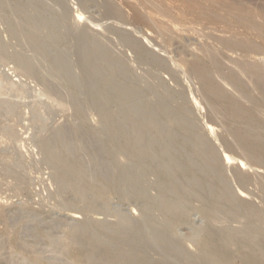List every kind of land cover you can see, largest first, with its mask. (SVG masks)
Segmentation results:
<instances>
[{
    "label": "bare ground",
    "instance_id": "1",
    "mask_svg": "<svg viewBox=\"0 0 264 264\" xmlns=\"http://www.w3.org/2000/svg\"><path fill=\"white\" fill-rule=\"evenodd\" d=\"M52 1L57 3L58 7L64 2L63 0H51V2ZM79 1L81 0H78V2ZM107 1L109 2L111 0ZM182 1L186 4L187 8L195 13L194 16H197V18L209 22L219 21L227 24L228 17L233 16L234 19H237L238 25H240L239 23H243L245 25L242 24V26L263 30V32H261L264 36V12L262 16L257 15L252 12V9H249L250 7H248L247 4L242 3L243 1L226 0L218 4L215 0H207L210 4L209 8H203L206 6L202 7V2L200 0ZM249 1L252 3V0ZM78 4L80 5V3ZM82 4H87L89 8V4L86 1H83ZM111 4H113V1ZM73 5L74 7L72 6V9L75 13L77 12L76 20L81 21L82 13L78 7L79 5L77 6L74 2ZM151 5L150 7L153 10V14L157 13V15L159 14L162 17H169V19H171L168 8L166 9L161 3H152ZM204 5L206 4L204 3ZM137 7H133L137 18L144 24L150 26L152 23L150 24V19L147 17L146 13H143V11L141 12ZM66 8L69 9V7ZM58 9L56 5L54 8L53 6H49L45 0H0V22L4 28L3 31L0 29V57L14 64L16 67L15 69L18 70V73H20L23 78L25 77L27 80L28 78H34L38 80L40 82L39 85H44L47 93L53 94L54 97H57L60 101H64V103L66 102V105L67 103L72 104V107L75 105L76 108L74 107V109L76 110L74 114L76 113L75 116L77 118H74L75 116L73 115V119H78L79 113H83V110L86 109H88L91 115L97 116L101 123V131L105 137L103 141L104 150L101 148L102 146L97 145L93 141V137L88 133L84 131L80 132V124L77 123L73 125L75 121H72L73 124L71 123V126H64V128L59 127L53 129V131H51L52 133L48 132L49 135L51 133L50 136L48 135L49 137L47 136L48 138H38L36 141L38 142L36 143L37 147L35 148L39 147L42 152L43 164L45 163L54 170L52 176L57 186V194L60 196L61 194H66L67 200L76 203L74 206H68L65 210L87 219H89V216L92 214L103 215L105 218L116 217L122 225L121 227H114L107 222H74L75 225L71 224L73 225L71 228H73L70 229L72 233H69L68 237L60 238V236H58V238H56L54 236L51 238L48 235L51 238L48 243L57 244L56 246H58V243H63V241L66 240L69 241V244L79 245L80 249L77 250L76 254L80 255V257L78 256V260L80 261L74 264H151L150 262L153 260L152 257L150 260L147 258L148 256L144 255L146 259L142 256V254H145L144 252L149 249H153L156 252L160 251L164 256L169 258V261L174 259V261L177 260L178 263L185 261L186 264H235L236 252L246 251L247 254H244L240 258L243 264H264V231L262 230L264 227V216H261L262 208L260 212V208H256L255 206L256 203L254 204L251 200L248 203V197L247 200L244 199L246 201H241V198H238L239 196L236 197L234 189L237 188H234V183L231 184L229 182L230 180L228 176H226V170L222 165V152L215 146L218 142L215 138L217 143L214 144L212 140L207 139L209 137H207L206 134L205 136L207 138H204L199 132L200 122L197 120V113H194L195 110L189 112V116H187L185 112L184 114L181 113L174 106L176 99L179 97L187 103V94L167 91L160 93L153 83H147L143 87L140 78L133 74L132 68L125 61L123 56L114 54L113 51L109 49L110 47L94 37V35L85 34L83 30L79 31L80 29H78L79 32L73 30V28L70 29L68 24H66V20L68 19L64 15V12L58 11ZM116 9H118V7ZM111 10L114 9L111 8ZM117 11L119 13V10ZM68 12H70V9ZM80 21H78V23ZM66 25L68 29H66ZM4 33H7L10 39L16 40V45L12 53L9 52V46L3 41L4 38L2 35ZM175 34H177V32L174 33V35ZM71 35L72 37H70ZM119 35L122 37L120 41L121 44L125 49H130L134 53L133 55L136 57L139 64H145L143 61H146L147 58L151 60L150 63L152 66L159 68L161 71L168 70L169 67H167L161 57L148 52L149 50H147L146 46H144L142 42L132 38L130 33L123 32V34L120 33ZM73 36H77V43L75 41L76 47L74 46L77 54L75 53L76 51L72 54L78 57L76 63L71 60L69 56L70 48H68V41L71 40L69 38H73ZM173 36L171 33L170 37L172 38ZM212 47L213 46H209L208 48L206 47L204 51L202 50V56L208 58L211 63L210 68L203 67L205 64L202 65L196 62L194 68L196 72H204L202 77L198 74L199 72L197 74L203 79L204 85L205 83L207 84V90L209 88V90L215 94V100L218 98V101L221 100V102L225 103L227 106L238 104L234 112L226 109L228 110V116L224 114L226 119L223 120L225 122L235 121L234 125H237L236 128H238V124H253L249 116L250 113L241 107L245 102H249L252 105L251 113L254 116L260 117V121L256 126L258 129H260V126L264 128V67L257 63L249 62L250 59L248 58L226 60L225 58L218 57V53L216 54V51ZM235 48L242 49V52H245L243 54L254 53L261 56L264 54V51L257 48H250V46H246L243 43H236L232 45L229 50H234ZM71 49H73V47ZM201 58H199L198 61H200ZM207 65L209 64H206V66ZM75 69H79L81 78L76 76L78 73L74 71ZM38 81H36V83ZM102 87L107 88V91L104 92ZM66 88L68 90H66ZM205 90L203 92H205ZM49 94L48 96L51 97ZM153 94H157L156 99H159L160 103H155L150 100L149 97ZM205 96L207 97L206 94ZM21 119L23 120V118ZM197 121L199 122L198 124ZM8 124H10V121ZM169 124H172V128L169 127ZM235 131L237 133V130ZM257 131L259 132V130ZM239 133H241V131ZM116 134L121 137L120 142H118ZM242 136L244 137L245 135L242 134ZM240 139L241 138H239V140ZM261 139L263 138L261 137ZM255 141L252 142L251 140L252 145ZM246 142L244 144H246ZM221 143L219 142L218 144L221 145ZM260 146L263 145L260 144ZM220 149H222V147ZM255 150L256 149H254V151L252 150V152H255ZM249 151L251 152L250 149ZM250 152L248 154L246 153L248 157L247 162L239 158L236 161H240L243 167H246L248 170L259 169V172L263 170V173L264 159L256 157L254 154L253 156ZM242 153L244 154V152ZM240 157L242 158V155ZM119 159L127 161L128 166L122 165ZM2 161L3 160H1V162ZM74 161L79 163L78 168L80 169H76L75 171L69 170L68 165ZM226 167L229 171L228 173H230V178L232 177L237 187L239 186L238 189L241 193H246L247 187L255 184L258 178V175L243 176L229 169L227 164ZM3 169L5 170V168ZM263 174L262 177H264ZM149 176L156 177L158 182L151 184L149 188H145L143 183ZM239 181L240 184L238 185ZM262 182H264V180ZM153 190L158 193V196L155 198L151 197V191ZM249 195L252 197L251 194ZM111 196L137 208L138 211L141 212L144 220L142 222H135L131 218L108 208L107 205L110 203ZM83 202L91 209H89V207H83L84 205L80 207ZM195 202L203 205L200 211L197 210L198 212L207 215L214 222L221 224L219 228L216 226L213 227L212 221L211 225L206 224L203 228L193 229L191 230V234L188 235L190 239L199 238L197 241H195V239L192 240L194 246L204 252L205 256L203 257L191 256L189 255L190 253L188 254V251L186 253L182 242H180L181 239L174 240L169 234L179 231L187 224L186 209L193 208L195 210L196 208L193 206ZM261 203L264 205L262 200ZM15 209L16 213L11 209L14 211L15 217L10 220L8 218L10 211L7 208L0 207V221H3V225L10 220L6 225L5 232H7V229L9 230L10 227H15L11 232L12 234L10 235V240L8 239L9 241H2V238L1 247L3 249H10L12 245L14 249L15 245L14 251L16 249L21 253L26 251V249H24L26 246L23 248L20 245L22 241L17 244L18 247L16 244L13 243L11 245L10 243L12 241L15 243L19 242L20 239L24 240L22 235H20L21 238L19 237V233H23V231L21 230V232H18L16 229L17 227H23L25 228L24 231L28 230V233L35 235V233L42 228H53V226L54 228H58L62 224L55 219L54 221L52 219L53 222L51 220L47 221L49 217H44L42 211L27 210L28 208L21 210L19 207ZM239 215H242L245 219L252 218L254 222L250 221L244 225V228L242 226V229H240L241 226L239 229L227 226L222 227V223H224L226 218L232 217L234 220V218H240ZM249 215L251 217H249ZM253 215L255 218H253ZM158 216L162 217V222L158 221ZM227 222L229 221L227 220ZM227 222L225 221V223ZM229 223L233 224L234 222ZM3 235L4 234H2V237H5V235ZM63 235L65 236V234ZM43 236H45V233ZM43 236H39L41 242V237ZM201 236H205L206 241L205 239L201 240ZM38 238L37 240H39ZM45 238L47 240L48 237L46 236ZM50 238H48V240ZM27 244L28 243L24 245ZM218 245L224 246V249L218 252L215 247ZM33 247L32 245V248L29 249H33ZM61 247L59 249H57V247L55 248L57 249V257L60 259L64 256L67 257L66 253L69 250H65ZM136 247H140L142 248L141 250H144V252L141 251L143 252L141 254L142 257L138 254L140 252L138 249L140 248L137 249L139 251L137 253ZM133 248L135 250L134 252L132 251ZM18 250L15 252L19 253ZM9 251L13 250L10 249L7 252L9 253ZM19 254L16 255L19 256ZM31 254H33L31 258L29 256L31 264L43 263H41V257L39 258L38 254V256L34 252ZM76 254L75 257L73 255V258H77ZM10 256L16 259L15 256ZM11 257L9 258L11 259ZM22 257L25 258V256ZM67 259H69V257ZM2 260L5 261L4 259ZM54 260L56 262L54 264H73L71 262L69 263V260L63 262V259L60 260L62 262L58 261V263L56 257Z\"/></svg>",
    "mask_w": 264,
    "mask_h": 264
},
{
    "label": "rangeland",
    "instance_id": "2",
    "mask_svg": "<svg viewBox=\"0 0 264 264\" xmlns=\"http://www.w3.org/2000/svg\"><path fill=\"white\" fill-rule=\"evenodd\" d=\"M27 1H29V0H27ZM49 1H50V3H49ZM63 1L64 2H62L58 7L57 3H55L54 1H52L53 2V4H52L51 0H45V2H47L49 4V6H51V7L53 6V8L55 7V5H56L57 9L61 7L60 9H58V11L64 12V15L68 19V20H66V24H68V27L70 29L73 28V30H77V31H78V29H80L79 31L83 30L85 34L94 35V37H96L100 41L104 42L106 46L110 47L109 49L111 51H113L114 54L119 55V56H123L125 61L132 68L133 74L140 78V81L142 82L143 87L147 83H153L157 87L158 92H160V93L167 91V92H172V93H179V94L186 93L187 94V95L185 94L188 97L187 103H185L184 100L179 97L176 99L174 106L181 113L184 114V112H185V115L187 114V116H189V112L195 110L194 113L195 114L197 113V115H198L197 120L200 122L199 123L197 121V124L199 123V125H200L199 126L200 127L199 132L202 134V136L204 138L209 137L207 139L212 140L214 144H216L217 142L223 143V144L221 143V145L217 143V145H215V146H216V148H219V150H221L220 152H222L221 153L222 158H223L222 165L226 170V176H228V178L230 180V181L229 180L228 181L231 184L234 183L233 184L234 188H237V189H234L236 197L239 196L238 198L239 199L241 198V201H243L244 199L247 200L249 198L247 200V202L249 203V201L251 200V202L253 201L254 204L256 203V205H255L256 208L259 207L260 212H261V208H262V212H261L262 215L261 216H264L263 215L264 214V208H263L264 205L261 203V200L264 202V200H263V198H264L263 197L264 196V184L263 183L264 182H262L264 180V177H262V174L264 173V172L262 173L263 170H260V172H259V169L258 170L257 169L248 170L246 167H243V165L240 163V161H236L239 158V159L247 162V160H248L247 154L250 152L249 149L251 150L250 154H252V155L254 154V155H256V157L264 159V153H261V152H264V144H263L264 143V128L263 127L261 128V126H260V129H258V127L256 126V124L260 121V117L254 116L251 113L252 105L249 102H245L244 105H242L241 107L250 113L249 116L251 118V123H253V124H248V125L247 124H241V125L238 124V128H236L237 125L236 126L234 125L235 121H228V122L226 121L225 122L224 120L226 118L224 116L225 115L228 116V114H227L228 110L234 112L235 108H237L238 104L237 105L233 104L231 106H227L225 103L221 102V100L218 101V98H216V100H215V94L211 90H209V88L207 90V84L205 83V85H204L203 79L200 78V77H202V75H204L203 74L204 72L201 73L198 71L199 72L198 73V72H196V70L194 68V65L196 63H198V64L200 63L202 65L205 64V66H203V67L210 68L211 63H210L209 59L202 56V52L206 49V47L208 48L209 46L210 47L213 46L212 48L216 51V54L218 53L217 54L218 57L225 58L226 60H229V59L230 60L231 59L237 60L240 58H248V59H250L249 62H254V63H257L258 65L264 67V54H262L263 56L256 55L254 53L243 54L245 52H242V49L240 50V48L239 49L235 48L236 51H235V49L229 50V48H231L232 45H235L236 43L237 44L243 43L246 46H250V48H257L261 51H264V36L262 35L263 30H259V29L256 30L255 28L242 26L243 23H239L240 25H238L237 21H236L237 19L236 18L234 19L233 16H231L233 18L228 17L227 24L219 22V21L209 22L207 20L197 18V16H194L195 13L192 10H190L189 8H187L186 4L182 0H111L109 2L107 0H89L90 3L88 0H81L82 2L86 1L89 4V8H88L87 4L86 5L82 4V2L81 1L78 2V0H63ZM65 1L66 2L68 1L67 3H69V4H67ZM112 1H113V4H111ZM155 1H157V2H155ZM200 1L202 2V7L206 6L203 8H207V7L209 8L210 7V4L207 0H200ZM215 1H217L218 4H219V2L221 4L222 1L224 2L226 0H215ZM73 2L77 6L79 5L78 3H80V5L82 4L81 6L80 5L78 6L81 13H82V19L83 20L81 19V21L76 20V17H77L76 13L77 12L75 13V11L72 9L74 7ZM158 2L161 3V5H163L166 9L168 8L169 13L171 15V17H170L171 19H169V17H162L159 14L157 15V13L153 14V10L151 9L150 5L152 3H158ZM206 2H208V3H206ZM238 2H242V3L247 4L248 7H250L249 9H252V12L256 13L259 16H262V14L264 12V0H255V1L252 0V3L249 0H238ZM204 3L206 5H204ZM249 3H251V4H249ZM97 5H99V6H97ZM116 6L118 7V9H116L117 8ZM66 7H69L70 12H68L69 9H67ZM113 7H115V8H113ZM133 7H135V8L137 7V9H139L141 12L143 11V13H146L147 17L150 19V24L151 23L152 24L150 26H148V25L144 24L143 22H141V20L138 19L137 16L135 15ZM111 8L114 10H111ZM63 10H65V11H63ZM117 10H119V13ZM148 12H150V13H148ZM68 15H69V18H68ZM114 16H117V17H114ZM157 16H160V17H157ZM155 19L157 22L155 21ZM78 21H80V22L78 23ZM171 23H173V24H171ZM80 24H81V27H80ZM164 24H166V25H164ZM243 25H245V24H243ZM76 26H77V28H76ZM74 28H76V29H74ZM0 29L2 31L4 30L1 22H0ZM66 29H68L67 25H66ZM123 32L130 33L132 35V38H135V40L142 42L144 44V46H146L147 50H149L148 52L154 53V55L161 57L163 59V61L165 62V64L167 65V67H169L168 68L169 72H168V70L167 71H161L159 68L152 66L150 63L151 60L147 59V58H146L147 63L144 60L143 63H145V64H142V65L139 64L137 62L136 57L133 55L134 53L130 49H125V47L121 44L120 41L122 40V37L119 34L120 33L123 34ZM176 32H177V34L174 35V33H176ZM171 33H172V36L174 35L172 38L170 37ZM257 33H260V34H257ZM7 35H8L7 33H4L2 35V37L4 38L3 41H5V43L9 46V52L12 53L14 50V46L16 45V40L10 39L9 36H7ZM70 37H72V35ZM76 37L77 36H73V38H69V39H71V40L73 39V40L72 41L69 40L70 42L68 41V46H69L68 48H70L69 56L71 57V60L75 63L77 62L76 60L78 57H76L72 54H74V52L76 51V48H75L76 47L75 41L77 43ZM170 39H172V40H170ZM72 47H73V49H71ZM75 53L77 54V51ZM219 54H221V55H219ZM201 56H202V58H201ZM199 58H201L200 61H198ZM202 59H203L204 63L202 62ZM8 62H9V64H8ZM10 63H11L10 61H8V60L5 61L4 58L0 57V124H1L0 125V130H1L0 131V158H1V160H3L2 162L0 160V207L7 208L10 211L8 214L9 215L8 218L10 220H12L13 217H15V213H16L15 208L19 207L21 210H25L28 208L27 210L32 209L35 211H42L44 214V217L45 216L49 217L47 221H50V220L52 221V219L54 221V219H55V220L60 221V223H62V224L58 228H54V226H53L54 229L52 227L51 228H44V229L42 228L43 230L40 229L41 230V231L39 230L40 232L38 230H36V231H38L37 232L38 234L35 233V235H31V233H28V230L24 231L25 228H23V227H21V228L17 227L16 229L18 230V232H21V230L23 231V233L22 232L19 233V237L21 238L20 235H22V238L24 237L23 239L24 240L26 239V240L24 241V240L19 238L20 239L19 242L15 243L14 241H12L10 243H11V245L13 243L17 245L21 241L22 242L24 241L25 243L21 242L20 245L23 248L26 246L24 248V249H26V251H23L21 253L18 249H16L19 251L20 254L16 253L17 251L16 250H15L16 252L14 251L15 245H14V249L12 248L13 247V245H12V247H10V249H12L13 251H9V253H10V255L15 256L16 257V259H15L14 257H11L9 255V253L7 252L8 250H10L9 248L3 249L1 247L2 241H6L9 238H11L10 237V235L12 234L11 232L13 231V229H15V227L14 226L10 227L9 230L7 229V232H5L6 231L5 229L7 227L6 225L10 220L8 222L4 221L5 226L3 225V221L1 220L0 221V241L2 240V238H3V240L0 242V248L2 249V250L0 249V264H3V262H4V264L5 263L6 264H27V263L31 264L30 258H31V255H33L31 253H33V252L36 255L38 254L39 258L41 257L40 259H41V263L43 262L42 264H54V263H56L54 260L55 257H56L57 262L63 259L62 260L63 262L66 260H69V263L70 262L73 264L78 263V261H80V260H78L80 255L76 254V253H77V250L80 249L79 245H72V244H69V241L64 240L63 243L62 242L58 243L59 245L56 246L57 244H49L48 243L51 240V238L54 236L56 238H58V236H60V238L68 237L69 233H72V231L70 229L73 228V227L71 228V226H73V225H71V224L75 225L76 222L77 223L86 222V221H91L93 223L107 222L114 227H121L122 223L116 217L115 218L114 217L105 218L103 215L92 214L89 216V219H87L85 217H82V216H79L76 214L74 215V213L71 211L65 210L68 206H74V204H76V203L73 201L67 200L66 194H61V196L57 194V186L54 183L53 176H52L54 173V170L50 166L46 165L45 163L43 164V162H42L43 161V159H42L43 154L40 151L39 147L38 148H35V147H37L36 143H38V142H36V141L38 138L42 139V137H43L45 139L49 135L48 132H51V131H53V129H57L59 127L64 128V126L65 127L71 126V123L73 124L74 121L75 122L73 125H75L77 123L80 124L81 120H79V119L87 120L88 125L90 126V127L89 126L88 127L87 126H83V127L80 126V132H83V129L86 132H89L88 129L91 128V130L89 129L90 134L92 136H94V138L96 137L97 139H99L100 141L103 142L105 137L103 135V132L101 131L102 130L101 123H100L99 119L97 118V116L91 115L89 113L88 109L83 110V113H79L78 119H73V115L75 116V114H76V113L74 114V112L76 110V109H74L75 105L72 107L71 106L72 104L67 103V105L70 106L69 107L65 104L66 102L64 103V101H60L57 97H54L53 94L51 95V94L47 93L44 85L43 84L39 85L40 82L38 80H36L34 78L33 79L28 78V80L25 77L23 78V76L20 75V73H18V70L15 69L16 68L15 65L12 63L10 64ZM189 63H191V64H189ZM206 64H209V65L206 66ZM74 65H76V64H74ZM76 68H77V66H76ZM193 68H194V70H193ZM15 70H17V71H15ZM14 71L17 73V75ZM74 71L79 74V69H75ZM197 73L200 75V77ZM78 74L76 76L81 78V75L80 74L78 75ZM25 80H26V82H25ZM36 81H38L37 82L38 84L36 83ZM248 82H249V80H248ZM41 86H43V87H41ZM102 88H103L104 92L107 91V88H105V87H102ZM66 90H68V89L66 88ZM204 90H205V92H203ZM48 94L51 95V97H49ZM205 94L207 95V97L205 96ZM156 96H157V94H153V95H150L149 98L151 101H153L155 103H160V100L156 99ZM209 98H211V99H209ZM215 105L219 109H217ZM182 109H183V111H182ZM186 109H188V110H186ZM221 109H222V111H221ZM226 109H228V110H226ZM217 110H219V111H217ZM224 110H225V113H224ZM21 118H23V120ZM74 118H77V117L75 116ZM8 120L10 121V124H12V125L8 124L9 123ZM232 122H233V124H232ZM224 123H226V124H224ZM31 125H32V127H31ZM8 127H10V128H8ZM169 127L172 128V124H169ZM201 129H203V130H201ZM235 130H237L238 134L236 133ZM257 130H259V132ZM240 131H241V133H239ZM203 132H204V134H203ZM247 132H250V133H247ZM251 132H253V133H251ZM26 133L27 134L29 133V134L27 135ZM51 133H50V135H51ZM19 134H20V136H19ZM205 134L207 137L205 136ZM242 134L245 136L243 137ZM257 136H258V138H257ZM33 137H34V139H33ZM261 137L263 139H261ZM213 138H214V140H213ZM215 138H216L217 142H216ZM239 138H241V139L239 140ZM248 139H250V140H248ZM251 140H252V142L256 140L255 143H253V145H252ZM257 140H259V141H257ZM32 141H33V143H32ZM244 141L245 142L247 141L248 143L249 142L250 143L248 144L246 142V144H244L245 143ZM258 143H259V145H258ZM255 144H257V145H255ZM260 144L263 146H260ZM219 145H220V147H219ZM241 145H244V146H241ZM258 146H259V148H258ZM31 147H32V149H31ZM221 147H222V149H220ZM247 148H249V149H247ZM251 148H253V149H251ZM254 149H256L255 152H252V150L254 151ZM242 152H244V154ZM18 153L21 155H19ZM256 153H259V154H256ZM241 155H242V158L240 157ZM243 155H245V156H243ZM16 158H18V159H16ZM7 159H8V161H7ZM18 161H20V162H18ZM119 161L122 165L128 166L127 161H125L124 159H119ZM10 164H11V166H10ZM21 164H23V165H21ZM226 164H227V166H229L228 167L229 169L236 171L243 176L258 175L257 179L259 181L256 179L255 184L249 185L247 187L246 193H241V191L238 189L239 186L237 187V184L234 182V180H232L233 178L232 177L230 178V175H229L230 173H228L229 171H228V169H226L227 168ZM3 168H5V170ZM11 174H13V175H11ZM233 175H235V174H233ZM263 176H264V174H263ZM235 178H236V176H235ZM240 181H239L238 185L240 184ZM157 182H158V180L156 177L149 176V177H147V179L143 183V186L145 188H149L151 184H154ZM257 183H259V184H257ZM260 183H261V185H260ZM261 186H262V188H261ZM13 188H15V189H13ZM249 194H251L252 197ZM63 195H66V196H63ZM157 196H158L157 191H155V190L151 191V197L152 198H155ZM246 200H244V201H246ZM86 205L87 204H85V202H83V204H81L80 207H82V206L85 208L89 207L88 205L87 206ZM107 206H108V208L112 209L114 212H118L119 214H122L126 217H129L135 222H142L144 220V218L141 215V212L138 211L137 208H134L133 206L121 201L120 199H118L114 196L110 197V203ZM193 206L198 211H200L201 208L203 207V205L198 203V202H195V204ZM11 209H13L15 211V213ZM89 209H91V208L89 207ZM188 216H189V222L185 226H183L179 231L174 232V233H169V234L174 238V240L175 239H177V240L181 239L182 240V241L180 240V242H182V245H183L186 253L188 251V254L190 253L189 255H191V256L203 257V256H205L204 252H202L197 247H195L194 242H193L194 239H195V241H197L199 238H192L193 239L192 240V239L188 238L189 237L188 235L191 234V230H193V229H199L201 227L203 228L206 224L211 225L213 220L211 218H209L207 215L202 214L201 212H197V211L190 212V214ZM239 217L240 218H234V220L228 219L229 222H234L233 224L227 222V220H224V223L226 221L229 225L227 223H225V224L222 223V227L227 226V227L239 229L241 226L240 229H242V226L244 228V225L249 223L250 221L254 222V221H252V218L251 219H248V218L245 219V218H243L242 215H239ZM249 217H251V216L249 215ZM253 218H255L254 215H253ZM243 219L246 221V223ZM162 220H163L162 217L158 216V221L162 222ZM240 223H241V225H240ZM34 225H36V224H34ZM212 226L213 227L216 226L219 228V227H221V224L213 221ZM10 229H12V230H10ZM262 230L264 231V227ZM39 233L41 236H43L45 233V236L41 237L42 242L40 240ZM2 234H4L5 237H2ZM32 234H34V233H32ZM63 234H65V236ZM26 235L28 236V238ZM30 235H31V237H30ZM6 236H7V238H6ZM46 236L50 239L48 240V238H47V240H46V238H45ZM37 238L39 240H37ZM187 238L189 239V242H188ZM32 239H34V240H32ZM29 241H31V242H29ZM26 243H28V244L24 245ZM32 245L34 246L33 249H29V248H32ZM49 245L51 247H53L54 249L56 247H57V249H59L61 246H62L61 248L65 249V250L69 249L67 252L69 254L66 253L67 257L64 256V257H62V259H60L59 257H57V255H58L56 252L57 249L54 250ZM46 246H48V247H46ZM17 247H18V245H17ZM138 248H140V247H136V251L138 253L139 252L138 250H140V252L138 254H140V256H141V254L144 252V250H141L142 248H140V249H138ZM222 248H223V246H222ZM71 249H73V250H71ZM29 250H30V252L31 251L32 252L30 253ZM145 250H147V249H145ZM149 250L145 251L144 252L145 254H142V256H144V255L148 256L147 257L148 259H150L152 257L154 261L151 260L152 259L151 258L150 259L151 264H156V263H158V264H186L185 261H184L185 263L183 261L181 263H178V261L177 260L174 261V259H172V261H169V258L167 256H164V254L161 253L160 251H157L158 252L157 253L153 249L152 250L154 252L151 249H149ZM132 251L133 252L135 251L134 248ZM141 251H143V252H141ZM148 251H149V253H148ZM15 253L19 254V256H17ZM75 254L77 255V258H73V255L75 257ZM161 254H163V255H161ZM244 254H247L246 251L236 252V263L235 264H243L242 261L240 260V258ZM7 256L11 257V259ZM22 256H25V258ZM29 256H30V258H29ZM145 256L143 257L144 259H146ZM68 257H69V259H67ZM12 258H14V259H12ZM2 259H4L5 261H3ZM72 259L73 260L76 259L77 261L74 260L75 261L74 262ZM170 260H171V258H170ZM14 261H16V262H14ZM62 261H60V262H62Z\"/></svg>",
    "mask_w": 264,
    "mask_h": 264
},
{
    "label": "water",
    "instance_id": "3",
    "mask_svg": "<svg viewBox=\"0 0 264 264\" xmlns=\"http://www.w3.org/2000/svg\"><path fill=\"white\" fill-rule=\"evenodd\" d=\"M81 120V122H80V126L81 127H83V126H89L88 125V122H87V120H85V119H80ZM90 127V126H89ZM90 130H91V128H89ZM88 129V131L89 132H86L84 129H83V131L84 132H86V133H88L91 137H93V141L97 144V145H100V146H102L101 148L104 150V147H103V142L102 141H100L99 139H97L96 137L94 138V136H92L91 134H90V130ZM117 135V139H118V142H120V139H121V137L118 135V134H116ZM79 163L76 161H74V162H71L68 166H69V170H76V169H80V168H78L79 167V165H78ZM193 209V208H192ZM191 208H187L186 209V212H187V221H186V223H188L189 222V214H190V212H192V211H197V209H193L192 210ZM198 212V211H197ZM228 219H233L232 217L231 218H226V220H228ZM209 225V224H208ZM206 237L205 236H201L200 237V239L202 240H204ZM205 241H206V239H205ZM216 247V249H217V251L219 252V251H221L222 249H224V246H223V248H222V246L221 245H218V246H215ZM219 255V254H218ZM220 256H222V255H220Z\"/></svg>",
    "mask_w": 264,
    "mask_h": 264
}]
</instances>
